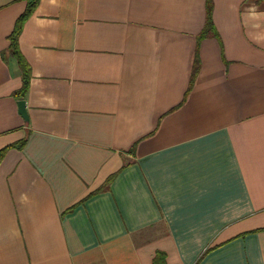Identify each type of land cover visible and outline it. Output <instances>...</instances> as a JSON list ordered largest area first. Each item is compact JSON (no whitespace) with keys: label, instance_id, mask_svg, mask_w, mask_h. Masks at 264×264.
Instances as JSON below:
<instances>
[{"label":"crops","instance_id":"1","mask_svg":"<svg viewBox=\"0 0 264 264\" xmlns=\"http://www.w3.org/2000/svg\"><path fill=\"white\" fill-rule=\"evenodd\" d=\"M211 1L39 0L25 122L0 0V264H264V2Z\"/></svg>","mask_w":264,"mask_h":264},{"label":"trees","instance_id":"2","mask_svg":"<svg viewBox=\"0 0 264 264\" xmlns=\"http://www.w3.org/2000/svg\"><path fill=\"white\" fill-rule=\"evenodd\" d=\"M26 2V8L25 11L21 16L17 18L14 24V28L11 32V34L8 37V48L7 53L8 55L13 58L18 66L20 76H21V87L17 92L14 93V97L23 100L30 83V68L26 60L23 58L20 50H19V43L18 39L21 34L22 28L24 23L29 19V17L33 14L34 10L36 9L39 0H23ZM254 4H260L261 2H264V0H251ZM211 13H212V1L206 0V17H205V24L203 27V30L201 31L198 41H202L203 39L210 36L211 32L214 31L212 20H211ZM198 54L197 50H195L193 54V69L191 72V80H194L195 76L198 72ZM24 143V141H23ZM2 152H0V158H1ZM111 178H109L107 181H110ZM153 264H164V254L162 253H156L153 258Z\"/></svg>","mask_w":264,"mask_h":264},{"label":"water","instance_id":"3","mask_svg":"<svg viewBox=\"0 0 264 264\" xmlns=\"http://www.w3.org/2000/svg\"><path fill=\"white\" fill-rule=\"evenodd\" d=\"M17 108H18V114L21 116V118L27 122L28 121V116H27V112L25 109V102L23 100H19L17 102Z\"/></svg>","mask_w":264,"mask_h":264}]
</instances>
